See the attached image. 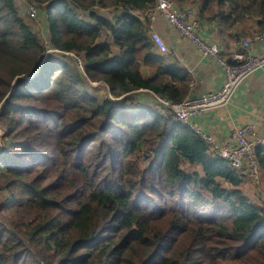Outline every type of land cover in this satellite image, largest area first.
<instances>
[{"label": "trees", "instance_id": "16d2710c", "mask_svg": "<svg viewBox=\"0 0 264 264\" xmlns=\"http://www.w3.org/2000/svg\"><path fill=\"white\" fill-rule=\"evenodd\" d=\"M28 1L58 52L0 0V264H264V200L242 192L245 174L136 99L188 89L138 16L155 0ZM173 1L264 30V0ZM255 155L261 184L264 145Z\"/></svg>", "mask_w": 264, "mask_h": 264}, {"label": "crops", "instance_id": "0c3cea01", "mask_svg": "<svg viewBox=\"0 0 264 264\" xmlns=\"http://www.w3.org/2000/svg\"><path fill=\"white\" fill-rule=\"evenodd\" d=\"M185 6L191 5L183 7ZM191 7L197 14V5ZM197 17L200 19L199 35L219 48L222 59L228 60L232 52L240 49L244 40L249 41L250 53L256 56L264 55V30L259 31L256 20L248 19L231 28H225L218 18L206 19L198 14ZM155 30L167 46L166 53L156 51L163 58L164 66L180 71L188 79L184 99L216 92L220 88L224 82V73L215 60L203 56L192 42L178 34L167 21L158 19L155 22ZM141 71L145 77L155 74V68L147 65L142 66ZM167 80H170L169 76ZM175 83L178 84L179 81ZM135 94L140 102H150L151 98H154L146 90L136 91ZM189 121L209 134L218 144L228 142L236 127L248 123L253 124L264 136V66L251 73L238 86L227 105L191 115ZM240 188L251 200H264V180L259 186H254L244 177Z\"/></svg>", "mask_w": 264, "mask_h": 264}, {"label": "built area", "instance_id": "2783aa9c", "mask_svg": "<svg viewBox=\"0 0 264 264\" xmlns=\"http://www.w3.org/2000/svg\"><path fill=\"white\" fill-rule=\"evenodd\" d=\"M24 9L29 19L35 20L37 18L38 11L34 2H24ZM138 16L144 22L150 40L160 53H166L167 46L156 32L155 22L158 19H163L172 25L178 34L192 42L203 56L215 60L220 65L224 73V82L216 92L204 93L199 97L185 98L181 102L174 103L156 96L151 91L148 92L159 103L168 108L177 121L198 135L211 151L227 159L235 169L245 174V178L251 184L259 186L261 171L255 155V148L264 145V136L253 124L248 123L236 127L228 142L218 144L213 141L209 134L191 123L189 117L227 105L238 86L251 73L264 66V55L256 56L250 53L249 41L244 40L240 49L237 52H232L228 60L222 59L219 48L208 43L199 35L200 19L197 17L196 10L191 6L179 7L173 0H155L153 7L143 11ZM41 42L46 48V54L58 52V50L50 48L49 40L43 35ZM68 54L75 59L79 70L84 74L82 60L72 53ZM105 87L107 89L106 85Z\"/></svg>", "mask_w": 264, "mask_h": 264}, {"label": "rangeland", "instance_id": "374dc122", "mask_svg": "<svg viewBox=\"0 0 264 264\" xmlns=\"http://www.w3.org/2000/svg\"><path fill=\"white\" fill-rule=\"evenodd\" d=\"M17 2H19L18 3V7H19V11H20V14L23 16V18L29 23V24H31L33 27H34V29L35 30H37L38 32H39V34H40V36H41V40H42V35L44 36V37H46L48 40H49V38H48V36L46 35L47 34V32H45V24H44V22H43V20H42V17L41 16H39V14H37V21H35V20H31V19H29V17L27 16V14L25 13V9H24V4H23V2H22V0H16ZM38 11V10H37ZM264 32V31H263ZM44 33V34H43ZM91 85H93V86H97V85H100V86H103V87H105V85L103 84V83H101V82H96V83H90Z\"/></svg>", "mask_w": 264, "mask_h": 264}, {"label": "water", "instance_id": "95a60500", "mask_svg": "<svg viewBox=\"0 0 264 264\" xmlns=\"http://www.w3.org/2000/svg\"><path fill=\"white\" fill-rule=\"evenodd\" d=\"M104 84V83H103ZM0 144H1V141H0Z\"/></svg>", "mask_w": 264, "mask_h": 264}]
</instances>
